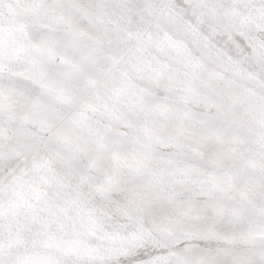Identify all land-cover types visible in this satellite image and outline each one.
I'll use <instances>...</instances> for the list:
<instances>
[{"label": "snow or ice", "instance_id": "obj_1", "mask_svg": "<svg viewBox=\"0 0 264 264\" xmlns=\"http://www.w3.org/2000/svg\"><path fill=\"white\" fill-rule=\"evenodd\" d=\"M0 264H264V0H0Z\"/></svg>", "mask_w": 264, "mask_h": 264}]
</instances>
